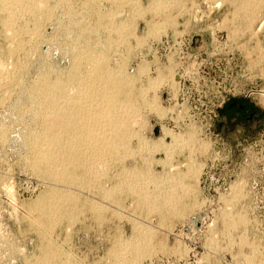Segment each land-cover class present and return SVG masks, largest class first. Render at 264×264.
Masks as SVG:
<instances>
[{
  "label": "rangeland",
  "instance_id": "1",
  "mask_svg": "<svg viewBox=\"0 0 264 264\" xmlns=\"http://www.w3.org/2000/svg\"><path fill=\"white\" fill-rule=\"evenodd\" d=\"M0 264H264V0H0Z\"/></svg>",
  "mask_w": 264,
  "mask_h": 264
},
{
  "label": "bare ground",
  "instance_id": "2",
  "mask_svg": "<svg viewBox=\"0 0 264 264\" xmlns=\"http://www.w3.org/2000/svg\"><path fill=\"white\" fill-rule=\"evenodd\" d=\"M88 55H89V54H88ZM101 76H102V78H104V79L109 77V75H108L107 73H103ZM110 77H111V76H110ZM108 79H109V78H108ZM94 90H95V89H94ZM48 106H50V105H48ZM51 110H52V109H51ZM48 111H49V108H48ZM48 111H46V113H47ZM52 111H54V110H52ZM54 112H55V111H54ZM54 112H53V113H54ZM57 112H58V111H57ZM46 113H45V114H46ZM49 113H50V112H49ZM49 113H48V114H49ZM59 113H60V111H59ZM51 114H52V113H51ZM53 115H55V114H53ZM44 116H45V118H46V115H44ZM57 116H59V117H60V116H63V117H64L65 122H67L66 126H68V122H69V123L71 122V119L69 120L68 116L63 114V111H61L60 114H57V113H56V116H55V117H57ZM47 117H49V116H47ZM74 117H75V116H74ZM43 118H44V117H43ZM45 118H44V119H45ZM64 119H63V120H64ZM73 119H74V118H73ZM73 119H72V120H73ZM76 119H77V123H78V120H79V119H78L77 117H76ZM46 120H47V118H46ZM59 121H60V120H59ZM100 121H101V120H100ZM75 122H76V120H75ZM43 125H44V124H43ZM72 125H73V124H72ZM74 125H75V124H74ZM76 125H77V124H76ZM109 125H111V127H112L113 124H109ZM115 125H116V124H115ZM117 125H118V124H117ZM61 126H62V125H61ZM113 127H114V125H113ZM42 129H43V128H42ZM85 129H86V128H85ZM114 129H115V128H114ZM65 130H66V131H65ZM63 132H64V133H66V132L68 133L67 129H65V128L63 129ZM67 133L64 134V135H67ZM62 134H63V133H62ZM68 134H69V133H68ZM55 137H56V136H55ZM55 137H54V140H50V141H54V142H58V141H60V139H55ZM46 138H47V137H46ZM50 138H51V136H49V139H50ZM76 138H77V137H76ZM45 140H46V139H45ZM78 140H79V139H78ZM78 140L76 141V140L73 138V136H72V137H70V136L66 137V142H68V144H69V142H70L71 145L74 144V143H76V142H77V144H78V143H79ZM48 141H49V140H48ZM45 142H47V140H46ZM80 142H81V141H80ZM70 144H69V145H70ZM77 144H76V145H77ZM86 144H87V143H86ZM70 147H71V148H70ZM70 147H68V146H66V148H65V147H64V148H63V147H60V148H59V149H60V150H59V151H60L59 153H60V154H61V153H64V154L66 153V154H68V155H71V154H72L73 157L68 156L67 161L70 160V159H73L72 161L76 164L77 161L75 162V160H77V157H79V156L76 157L75 154H77L78 151L75 150V149L73 148V147H75V144H74L73 147H72V146H70ZM97 149H98V148H97ZM50 150H51V149H50ZM52 150H53V149H52ZM55 150H56V149H55ZM42 151H44V150H42ZM45 151H46V150H45ZM49 152H50V151H49ZM56 152H57V151H56ZM51 153H52V152H51ZM54 153H55V152H54ZM57 153H58V152H57ZM40 156H41V155H40ZM40 156H39V157H40ZM45 157H47V156H45ZM46 159L49 161V163L51 162V163L53 164V162H54V161H53V159H54L53 156L51 157V156L49 155V157H47ZM67 161H66V162H67ZM72 161H71V162H72ZM68 162H69V161H68ZM51 163H50V164H51ZM54 163H55V162H54ZM78 163H80V162H78ZM81 163H82V162H81ZM69 164H70V163H69ZM72 165H73V163H72ZM77 167H78V166H77ZM68 172H69V171H68Z\"/></svg>",
  "mask_w": 264,
  "mask_h": 264
},
{
  "label": "built area",
  "instance_id": "3",
  "mask_svg": "<svg viewBox=\"0 0 264 264\" xmlns=\"http://www.w3.org/2000/svg\"><path fill=\"white\" fill-rule=\"evenodd\" d=\"M166 39L164 40V44H165V46L166 47H168L170 44H171V46L173 47V46H178L179 47V54H180V58L181 59H186V58H188L189 56H188V51H187V49H188V46H186L187 45V43L184 41V40H182V39H180V40H178L177 41V38H175V39H171L170 41L167 39V37H165ZM173 41H175V42H173ZM173 42V43H172ZM182 50V51H181ZM185 51V52H184Z\"/></svg>",
  "mask_w": 264,
  "mask_h": 264
},
{
  "label": "crops",
  "instance_id": "4",
  "mask_svg": "<svg viewBox=\"0 0 264 264\" xmlns=\"http://www.w3.org/2000/svg\"><path fill=\"white\" fill-rule=\"evenodd\" d=\"M163 37H165V35H163V34H160V35H157V36H155V37H152L150 34L148 35V33L145 31V33L143 34V40H145V42L147 43V44H150V43H154V42H157L158 41V39H161V38H163ZM175 38H176V35L174 36ZM174 39V38H173ZM148 58V56H146L145 57V59H147ZM191 123V122H190ZM177 159H185V157H182V155H180V156H177L176 157ZM199 174V178L198 179H200L201 177V172H199L198 173Z\"/></svg>",
  "mask_w": 264,
  "mask_h": 264
},
{
  "label": "flooded vegetation",
  "instance_id": "5",
  "mask_svg": "<svg viewBox=\"0 0 264 264\" xmlns=\"http://www.w3.org/2000/svg\"><path fill=\"white\" fill-rule=\"evenodd\" d=\"M245 104H243L242 102H239V101H232V103H230V107L233 108H240L241 110H244V111H248V109L246 110V105L244 107Z\"/></svg>",
  "mask_w": 264,
  "mask_h": 264
}]
</instances>
